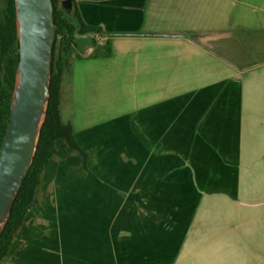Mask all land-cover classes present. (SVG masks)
Here are the masks:
<instances>
[{
  "label": "crops",
  "instance_id": "crops-1",
  "mask_svg": "<svg viewBox=\"0 0 264 264\" xmlns=\"http://www.w3.org/2000/svg\"><path fill=\"white\" fill-rule=\"evenodd\" d=\"M74 3L100 29L62 81L76 143L139 139L145 154L204 155L211 173L178 196L43 177L11 246L31 262L16 264H264V0Z\"/></svg>",
  "mask_w": 264,
  "mask_h": 264
},
{
  "label": "water",
  "instance_id": "water-1",
  "mask_svg": "<svg viewBox=\"0 0 264 264\" xmlns=\"http://www.w3.org/2000/svg\"><path fill=\"white\" fill-rule=\"evenodd\" d=\"M18 64L0 147V234L33 160L45 119L55 31L52 0H13ZM74 0H60L71 14Z\"/></svg>",
  "mask_w": 264,
  "mask_h": 264
},
{
  "label": "trees",
  "instance_id": "trees-1",
  "mask_svg": "<svg viewBox=\"0 0 264 264\" xmlns=\"http://www.w3.org/2000/svg\"><path fill=\"white\" fill-rule=\"evenodd\" d=\"M52 4L55 42L48 106L32 163L0 234V264L7 257L13 240L31 208L39 182L52 157L54 142L64 140L70 149L82 156L84 162L87 160V154L74 139L71 123L64 122L61 118V88L63 78L70 70L71 59L78 57L77 48L89 42L95 44L94 36L100 32V29L83 23L74 1L71 14L62 10L60 0H52ZM102 51L101 54L98 50L93 51L91 57L107 56L108 41ZM18 58L14 1L4 0L0 17V147L8 123Z\"/></svg>",
  "mask_w": 264,
  "mask_h": 264
},
{
  "label": "rangeland",
  "instance_id": "rangeland-1",
  "mask_svg": "<svg viewBox=\"0 0 264 264\" xmlns=\"http://www.w3.org/2000/svg\"><path fill=\"white\" fill-rule=\"evenodd\" d=\"M3 7L4 0H0V17ZM88 46V43L80 45L78 52L83 54ZM63 89L65 92L67 87L64 85ZM126 140L110 138L107 135L100 138H87L85 140L87 144L84 146L87 154L85 164H83L80 154L70 148L62 152H55L42 178H131L133 191L140 188H156V185L149 184H156L158 181L163 184V189L178 196L187 192L186 184L189 180L196 179L203 184L204 179L210 177L211 170L203 167L204 155L166 152L145 154L139 151L141 149L138 144L139 139H131L130 147ZM93 142L95 143L93 144ZM144 181H147L148 185L140 186L139 184ZM196 188H198L197 185ZM19 242L18 237V241L1 264H16L18 256L23 257L21 261L31 262V247H23Z\"/></svg>",
  "mask_w": 264,
  "mask_h": 264
}]
</instances>
